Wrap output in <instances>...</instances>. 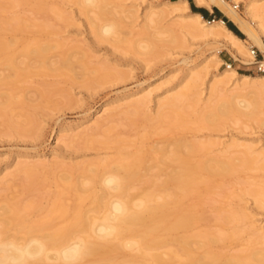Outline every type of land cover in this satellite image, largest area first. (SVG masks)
Here are the masks:
<instances>
[{"label":"rangeland","instance_id":"obj_1","mask_svg":"<svg viewBox=\"0 0 264 264\" xmlns=\"http://www.w3.org/2000/svg\"><path fill=\"white\" fill-rule=\"evenodd\" d=\"M226 1L233 8L238 6L235 10L252 31L256 32L260 24L263 26L264 0ZM250 1L263 10H258L262 21L258 20L260 16L252 19L246 12ZM108 3H111L112 13L101 16L98 9L83 7L76 0H0V32L10 46L8 56L23 62V67L25 63L33 67L23 78H17L21 80L17 85H13L9 81H15L16 75L6 62L0 60V78H5L0 83V102L5 100L4 94L12 95L8 106L0 105V215L6 204H17L24 221L40 222L52 207L55 193L67 184L65 178H61L65 175L63 170L74 165L87 169L88 164L115 160L119 147L112 142L114 139L124 141L119 145L123 152H133L143 146V149L172 146L178 140L209 143L191 155L192 162L229 158L235 169L225 178L201 183L196 193L181 199L180 208L193 211L196 218L179 235L189 237L196 255L216 251L225 257L241 251H264V240L259 236L264 233V170L250 168V164L242 165L239 161L244 156V145L254 148V153L264 150V125L261 122L264 121V96L257 97V83L235 90L220 85L219 89H223L220 95L212 96L210 93L214 79H225L219 75L228 69L225 63L232 62L233 69L240 74H261L255 71L253 59L252 62L237 60L233 51L218 42L220 40L214 35H203L200 30L188 33L182 24L189 21L194 24V20L189 18L192 13H197L193 5L213 11L217 8L239 32L238 36L249 50L256 49L261 59H264L263 53L248 38L238 17L221 2L210 8L196 5L194 0L186 3L184 0H109ZM150 10L162 11L163 15L158 25L152 24L149 28L144 19ZM108 22L118 24L117 32L110 36L101 35V26ZM17 23L21 27L3 29V26H15ZM225 25L228 27L226 22ZM36 42L52 46L47 57L49 65L58 69L56 72L42 74L34 67L37 65L34 59L23 56L24 46ZM144 44H150L151 52L138 46ZM66 54L72 56L74 68L71 70L59 69V61ZM81 63L85 64V69ZM104 65L108 69L105 72L101 70ZM194 67L201 71L196 90L199 97L197 94L196 100L185 102L180 116L176 117L173 109L167 108L158 118V103L167 94L172 96L182 91L187 73ZM261 89L264 91V87ZM147 94L149 103L137 114H129L134 109V98ZM236 94L240 97H235ZM243 95L254 107L260 103L254 108L253 115L249 114L250 109L237 104L238 110L229 108L226 115L212 116V123L207 121L208 115L216 113L218 109L215 108L221 102H229L234 96L236 101L233 102L238 103L237 100L245 98ZM104 105H108L110 111L100 118L98 126H95L97 129L92 128L94 122L91 121ZM152 124L154 128L150 127ZM105 139L108 142H104ZM234 142L241 147L228 149ZM33 163H47L51 169L45 171L43 166L39 167L34 179L27 181L26 174H18V169L33 166ZM112 165L102 170L111 171ZM90 174L77 171L70 181H88ZM143 183H136L131 190L133 194L130 192V195L133 197L135 194L134 200L151 190L148 188L150 183ZM197 193H200L199 198ZM74 198L72 193L64 191L61 201L72 207ZM91 200L88 196L82 202V209L91 212L88 215L94 208ZM30 202L33 203L32 209L21 210ZM99 214L97 212L96 216ZM218 214H228L231 220H220ZM66 221V215L50 219L51 226H60ZM9 233L26 236L24 231L11 230ZM212 235L224 239L204 245L200 243L199 236L209 238ZM168 247L160 250L166 251ZM118 254L115 252L113 259L136 258V264H152L148 255L142 256L128 248ZM184 259L183 255L181 263Z\"/></svg>","mask_w":264,"mask_h":264},{"label":"bare ground","instance_id":"obj_2","mask_svg":"<svg viewBox=\"0 0 264 264\" xmlns=\"http://www.w3.org/2000/svg\"><path fill=\"white\" fill-rule=\"evenodd\" d=\"M76 1H78L83 7L98 9L101 16L112 13V6H110L111 3H108L109 0ZM186 2L187 0H184V3ZM219 2L225 4L228 10L238 17L239 22L244 26L248 38L264 56V24L263 26L260 24L258 26L260 28L254 32L247 26L245 20L241 18L239 13L235 10L237 9V6L233 8L226 0H194L196 5L204 6L206 8H210L212 5ZM257 6L259 5H256L254 1H250L246 12L252 16V19L260 16V19L258 20L262 21V15L258 12V10L260 11L262 9ZM162 15V11L150 10L144 19L146 20V26L149 27V25L152 24L158 25V23L161 22ZM189 18L194 20V24L190 23V21L189 23L186 22L182 24V27H184L188 33L193 34L197 30H200L203 35H214L220 40L218 42L233 51L237 60L252 62L248 46L235 32L225 25L224 20L214 19L208 21L200 13H192ZM19 25L21 24L19 23ZM19 25L18 23L15 26L8 24L10 27L3 26V29H17L21 27ZM117 25L116 22H108L104 24L100 28V34L105 36L115 34L117 32ZM198 26L202 27L200 28ZM11 43H13V41ZM138 46L147 52H151L150 44ZM9 47L10 46L4 41L0 32V60L6 62V64L9 65L7 66L10 67L13 70L14 75H16L15 81L10 80L9 83L17 85L16 83L21 81L18 80L30 73L31 68L33 67L30 63L26 64L25 62V66L23 67V62H19L17 58L8 56L7 50ZM51 48L52 46L47 43H28L24 46L22 54L28 59H34L35 64L37 63L34 67L38 69L40 73H54L58 69H53L52 66L49 65L50 63L47 57ZM69 54H66L61 58L59 62L62 67L59 64V69L63 67L67 70L69 68L70 70L72 69L73 61L71 59L72 56ZM81 66L85 69V64L81 63ZM101 70L105 72V70L107 71L108 69L104 65ZM65 75L68 76V74ZM219 75L225 79L223 81L216 80L218 78L214 79L215 83H212V88L210 90L212 96L219 94L223 90L219 89L220 85L228 86L230 89L235 90V88L239 89V87L241 88L243 86L249 87L248 84L251 83L252 86L255 85H253V83H257L259 86L257 87L258 91H256L257 97L259 95L264 96V91L261 89V87H264V74H240L233 68H228ZM200 77L201 71L198 72V68L194 67L190 69L187 73L183 90L175 95L172 94V96L170 95L171 93H169V95L167 94V96L158 103V118L163 116L164 111L167 108L173 109L176 117L180 116L185 102L189 99L196 100L197 94L199 97V93H197L198 91L196 90L199 84L198 82L201 80ZM3 81H5V78H0V83ZM239 94L234 96L237 97ZM234 96H231L232 100L229 102L228 100L223 103L221 102L220 106L215 108L218 109L216 110L217 114H213L211 111L212 114L208 115L207 121L212 123L213 119H210L212 116L226 115L229 108L232 110H238L237 104L250 109L249 114L253 115L254 108L258 107L260 104L259 103L254 107L253 103L249 99H246L244 95L245 98H243V100H237L238 103H235L233 102L236 101L233 100ZM238 97H240V95ZM4 98L5 100L3 101L2 99V102H0L1 106H5L11 102L12 95L6 93L4 94ZM148 101L149 94L134 98V101L132 102L134 109L129 111V114H137L141 107H145L149 103ZM120 110L123 109L121 108ZM109 111L110 109L108 105L102 106L93 121H91V123L94 122V125L92 124L91 127L94 128L95 126H98L100 118ZM110 118H112L111 115ZM261 122L264 125V121ZM150 127L154 128L155 126L152 124ZM142 138H144V136ZM104 142H108V140L105 139ZM112 142L116 145L118 144L117 148L119 147L117 149L118 153L115 160L102 161L98 165L88 164L89 166L86 165L88 166L87 169L84 166L81 167L79 165H74L71 168L63 170L65 175L61 178H65L64 180H66L65 182L67 184L62 187V190L55 193V200L52 207L47 211L46 218L44 217L45 219L43 218L40 222L33 223L24 221L19 215L20 206L17 204H6L3 206V213L1 215H4V218H1L0 220V264H42L46 262H57V264H82L84 261L89 262V264H136V258L126 259L122 257L123 259L120 260L113 259L114 257L112 256H115V252H119L120 254L125 248L140 252L142 256L148 255L152 264L264 263V251L258 250L241 251L225 257L216 251H208L205 255H196L190 246L191 242L189 237L182 234L179 235L180 231L186 229L193 219L196 218L193 211L180 208L181 199L196 193L198 186L201 183H207L213 178H225V176L227 177L228 175L233 174L235 167L229 158L226 160L221 159V157L210 158L205 161L193 163L191 155L202 148L209 146V143L206 145V143H188L186 141L178 140L173 143L172 146L171 144H168L162 148L150 147L152 149L149 147V149H143V146L142 148H137L133 152H123L119 145H123L124 141L114 139ZM237 147H241V145L234 142L230 144L228 149H234ZM243 149L244 156L239 159L241 164H250V168L264 170V150L254 153V148L249 145H244ZM111 163L113 164L111 171L102 170ZM39 164L35 165L33 163V166L31 165L30 167H20V170L18 169V174L23 172V174H26L27 176L26 180L31 181L34 179L35 174L39 172H37L39 167L41 168L43 166L45 171L46 169L47 171L48 169H51L47 163ZM58 167L59 166H57V168ZM53 168L55 169V166ZM77 171L83 173L88 171L91 173L87 176L88 181L78 182L79 179L75 183L70 181L73 174ZM15 173L17 174V171H15ZM160 177H163V179ZM140 181L145 184L150 183V187H147L151 188V190H144V195H141L137 200H134L133 198L135 194L132 197L130 192L133 190L134 185L136 183L138 184ZM64 191L72 193L75 197V202L72 207H67L62 203L61 197ZM197 194V198H199L200 193ZM88 196L91 197L92 205L94 206L91 215L96 211V214L97 212L98 214L100 213L99 216H96L95 213L94 216H91L90 214L88 215L90 211L88 212L82 209V202ZM32 208L33 203L30 202L23 205L21 210L25 211ZM8 214H10V217ZM222 214H218L220 220L225 222L231 220L230 215ZM56 215H66L67 221L60 226H51L50 219L52 216ZM240 216L241 215H238V217ZM11 230H15L18 233L24 231L26 236L23 237L10 234L9 231ZM259 236L261 240H264V233H261ZM199 238L201 240L200 243L203 245L208 242L215 243L220 239H224L217 235H212L209 238L199 236ZM169 245H175V247H168ZM164 247L168 248H166V251L163 250L162 252L160 249ZM152 250L155 251L148 252ZM183 255L185 259L181 263V257Z\"/></svg>","mask_w":264,"mask_h":264},{"label":"trees","instance_id":"obj_3","mask_svg":"<svg viewBox=\"0 0 264 264\" xmlns=\"http://www.w3.org/2000/svg\"><path fill=\"white\" fill-rule=\"evenodd\" d=\"M192 7L195 12L202 14L206 19L211 20L222 18L233 32H235L237 35H240L239 32L235 29V27H233V25L228 22L225 17H223L222 13L217 8H214V13L211 15L210 12L205 8L195 7L194 5ZM214 16H216V18H214Z\"/></svg>","mask_w":264,"mask_h":264},{"label":"built area","instance_id":"obj_4","mask_svg":"<svg viewBox=\"0 0 264 264\" xmlns=\"http://www.w3.org/2000/svg\"><path fill=\"white\" fill-rule=\"evenodd\" d=\"M238 8V6L236 7ZM251 57L253 59L254 69L257 73L264 74V59L260 58L258 51L254 48L250 50ZM228 68H233V63H225Z\"/></svg>","mask_w":264,"mask_h":264},{"label":"crops","instance_id":"obj_5","mask_svg":"<svg viewBox=\"0 0 264 264\" xmlns=\"http://www.w3.org/2000/svg\"><path fill=\"white\" fill-rule=\"evenodd\" d=\"M209 12H212V13H210L211 15L214 13V11L213 10H208ZM214 18H216V16H214Z\"/></svg>","mask_w":264,"mask_h":264}]
</instances>
